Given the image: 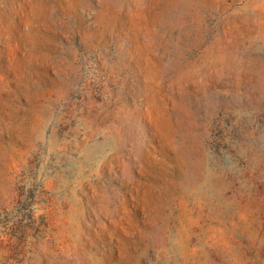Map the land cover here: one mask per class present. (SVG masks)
Segmentation results:
<instances>
[{
	"label": "rangeland",
	"instance_id": "rangeland-1",
	"mask_svg": "<svg viewBox=\"0 0 264 264\" xmlns=\"http://www.w3.org/2000/svg\"><path fill=\"white\" fill-rule=\"evenodd\" d=\"M0 264H264V0H0Z\"/></svg>",
	"mask_w": 264,
	"mask_h": 264
}]
</instances>
